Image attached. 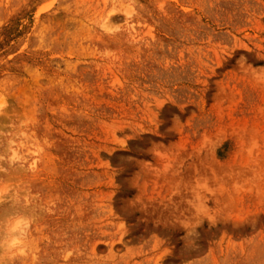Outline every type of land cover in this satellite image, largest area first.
<instances>
[{"label": "rangeland", "instance_id": "obj_1", "mask_svg": "<svg viewBox=\"0 0 264 264\" xmlns=\"http://www.w3.org/2000/svg\"><path fill=\"white\" fill-rule=\"evenodd\" d=\"M0 264H264V0H0Z\"/></svg>", "mask_w": 264, "mask_h": 264}]
</instances>
